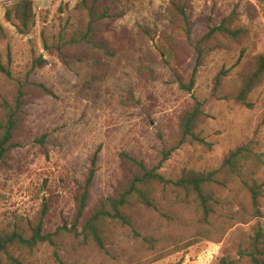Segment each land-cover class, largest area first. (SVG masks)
<instances>
[{
  "label": "rangeland",
  "instance_id": "rangeland-1",
  "mask_svg": "<svg viewBox=\"0 0 264 264\" xmlns=\"http://www.w3.org/2000/svg\"><path fill=\"white\" fill-rule=\"evenodd\" d=\"M19 0H0V21L7 38L0 41V120L2 101L14 100L26 78L43 82L53 94L33 97L27 105V133L0 170V230L16 228L29 235L40 221L54 232L71 220L74 196L86 181L97 153L93 200L114 191L125 171L119 154L126 150L149 165L160 162L179 136V115L194 102H203L205 120L199 130L211 146L184 144L172 152L161 172L176 180L183 170L219 168L228 151L257 138L264 151V82L249 96L251 106L234 101L239 73L250 58L264 53V0H192V38L200 39L210 24L219 23L235 9L248 34L233 48L213 51L199 67L191 92L182 88L171 66L151 62L158 78L140 81L138 52L127 56H98L109 66L103 79L93 78L92 60L64 64L45 48L58 40L61 28L78 26L79 0H33L36 20L30 33H19L5 19L6 6ZM170 0H112L121 16L106 25L117 34L138 37L139 26L169 31ZM43 55L44 66H34ZM195 58L181 69L189 77ZM226 67L230 72L217 92L214 77ZM134 90L137 102L127 100ZM42 141V142H41ZM264 180V175L260 174ZM220 210L211 224L198 221L194 204L179 203L172 184L159 183L152 206L134 210L132 226L107 234L105 246L91 240L80 243L71 233L59 231L54 243L41 242L27 264H216L246 245L255 223L245 214L244 192L236 182L217 187ZM264 210V199H263ZM264 222V218H263ZM156 240L150 248L143 242ZM18 255L19 253L16 252ZM61 261H60V260Z\"/></svg>",
  "mask_w": 264,
  "mask_h": 264
},
{
  "label": "trees",
  "instance_id": "trees-1",
  "mask_svg": "<svg viewBox=\"0 0 264 264\" xmlns=\"http://www.w3.org/2000/svg\"><path fill=\"white\" fill-rule=\"evenodd\" d=\"M191 2L169 1L168 32L158 35L157 30L140 25L138 37H123L106 25L108 20L121 16L115 10L112 0H79L75 6L78 26L72 31L61 28L57 42L45 44V48L66 65L92 60L94 79H103L110 66L98 56L99 50L112 56L118 53L127 56L138 52L137 74L140 81L148 82L158 78V72L150 61H159L165 66H171L180 86L192 93L198 69L206 58L215 50L241 44L248 30L238 21L235 9L219 23L210 24L208 31L200 39L194 40ZM5 19L12 22L19 33H30L36 20L34 1L19 0L6 6ZM6 38L7 29L0 21V41ZM191 58H195L196 62L189 77H185L181 69ZM47 63L48 59L41 55L33 65L41 67ZM0 69L10 73L1 63ZM229 72L230 69L222 67L215 75L214 92L220 89ZM239 78L240 85L234 93V101L251 106L250 94L264 82V53L252 56L240 71ZM45 94H53L52 88L43 82L26 78L20 83L14 100L2 101L0 170L8 167L11 153L19 147L27 133V105L30 99ZM193 98L194 102L179 115L177 141L164 151L159 163L149 165L144 159L126 150L121 151L119 158L120 166L125 171L124 176L112 193L93 200L91 188L97 170L96 153L86 181L79 185L75 193L72 219L66 220L54 232H45L42 221L32 227L29 235L16 228L0 230V264H27L23 257L32 255L41 242L54 243V236L59 231L74 234L82 244L93 240L104 247L107 234L117 227L132 226L135 208L153 205L155 188L159 183H171L176 201L194 204L198 221L211 224L221 206L217 187L233 182L244 192L245 214L254 219L255 223L251 227L247 244L241 245L234 255L222 256L216 264H264V180L260 177V174L264 175V151L257 138L230 149L219 168L185 169L176 180L167 179L160 171L172 152L184 144L211 146L199 130V125L207 116L203 102L195 95ZM127 100L137 102L133 89L129 90ZM143 242L153 248L156 240L145 236ZM61 264L65 263L61 261Z\"/></svg>",
  "mask_w": 264,
  "mask_h": 264
}]
</instances>
